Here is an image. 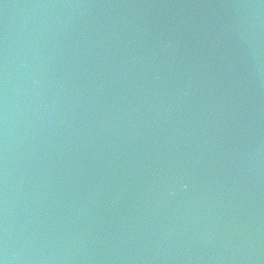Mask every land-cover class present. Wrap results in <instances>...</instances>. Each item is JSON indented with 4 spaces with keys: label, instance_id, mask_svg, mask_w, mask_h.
I'll return each instance as SVG.
<instances>
[{
    "label": "water",
    "instance_id": "1",
    "mask_svg": "<svg viewBox=\"0 0 264 264\" xmlns=\"http://www.w3.org/2000/svg\"><path fill=\"white\" fill-rule=\"evenodd\" d=\"M0 264H264V0H0Z\"/></svg>",
    "mask_w": 264,
    "mask_h": 264
}]
</instances>
